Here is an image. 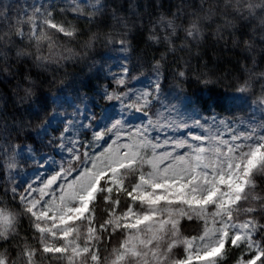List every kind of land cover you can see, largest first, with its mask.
Returning <instances> with one entry per match:
<instances>
[{
  "label": "snow or ice",
  "instance_id": "1",
  "mask_svg": "<svg viewBox=\"0 0 264 264\" xmlns=\"http://www.w3.org/2000/svg\"><path fill=\"white\" fill-rule=\"evenodd\" d=\"M28 8L14 11L12 5L0 0V73L6 74L0 83L12 74L9 59L13 55L16 61L31 59L45 72L49 66H55L56 71L65 61L76 60L79 54L56 39L62 34L70 42L79 34L77 23L67 20V14L71 12L76 22L99 27L108 11L103 0H49ZM57 15L65 19L57 20ZM181 15L180 7L171 18L161 14L147 40L153 44L163 40L174 53L173 37L180 27L176 20ZM216 15L209 8L205 15L190 19L183 29L185 40L201 41L202 25ZM222 18L223 26L215 33L217 40L224 39L225 29L235 35L257 19L264 29V0H225ZM111 19H118L115 10ZM124 27L127 29L126 23ZM157 28L163 30L162 37ZM128 32L115 41L126 62L132 48ZM101 38L93 33L84 47L92 48ZM104 38L107 43L114 42L109 36ZM25 41L27 45L21 46ZM239 43L237 37L233 44ZM243 43L252 56L253 43ZM185 47L182 44L181 50ZM166 61L167 53L153 60V77L140 89L129 87L131 80L142 81L130 76L133 69L121 63L120 72L113 75L119 92L105 93V99L119 102L121 118L108 115L103 121L94 114L79 119V109L71 117L54 107L49 111L50 97L37 95L35 82L26 77L31 86L24 88L19 98L20 105L27 104L22 114L40 120L36 135L41 140L48 136L49 128L59 132L48 143L66 153L67 159H62L59 170L46 180L37 176L32 182L0 188V264H37L38 259L59 264H222L230 249L241 250L236 264H264V187L257 182L264 178V72L255 78L261 92L252 101L259 120L215 113L201 118L197 114L192 127L200 131H189L190 139H181L167 135L169 130L189 125L171 119L177 108L162 87L167 78ZM252 61L255 65L254 56ZM173 75L187 80V68ZM252 88L250 78L236 91L249 93ZM237 99L224 97L230 105L225 110L237 107ZM193 103L202 104L198 99ZM206 106L203 102L202 107ZM131 118L138 123H132ZM19 127L31 125L22 121ZM82 129L91 131L87 143L80 139ZM161 132L165 133L163 139ZM101 145L106 147L97 151ZM16 166L14 159L9 161V170ZM101 203L104 217L97 220L96 209ZM182 221L195 222L199 230L195 235L183 234ZM25 223L37 246L28 242L26 233L21 235ZM113 242L111 251L102 255ZM6 245L16 248L15 258ZM178 250L182 251L178 254Z\"/></svg>",
  "mask_w": 264,
  "mask_h": 264
},
{
  "label": "trees",
  "instance_id": "2",
  "mask_svg": "<svg viewBox=\"0 0 264 264\" xmlns=\"http://www.w3.org/2000/svg\"><path fill=\"white\" fill-rule=\"evenodd\" d=\"M4 4L12 5L14 11L21 7L22 0H2ZM30 2V0H29ZM107 6V14L104 17V23L99 27L88 25L85 21L76 22L73 20V14H67V20L77 23L79 34L74 40H69L59 34L56 39L58 44L74 49L78 58L74 61H65V66L53 71L55 66H49L47 72L34 66L31 59L16 61L14 55L10 57L12 74L7 76L5 82L0 83V188L7 186L4 180L6 153L8 147L12 144H30L35 148L47 149L51 147L48 141L49 137L36 135L37 126L40 123L38 119H30L22 114V109L27 104H19V98L23 96V89L30 87V77L36 84V93L47 94L49 97L55 93L60 86L67 85L78 93H84L92 109V114L99 120L105 114L106 108L116 100L109 101L105 99V93L119 92L120 88L115 84L113 77H108L97 68L98 62L102 59L103 53L110 46L117 44L121 36L128 32V38L131 40L132 48L128 55L130 60L127 64L133 71L130 76L139 77L142 83L131 80L129 87L138 84L148 86V77H153L152 63L154 59H159L162 53H167L165 64L166 79L162 82L164 94L171 97L176 96L172 104L176 105L177 110H182L187 116V121L193 122L196 114L199 117H208L211 112H217L220 117L243 116L250 119L245 113V104H236L231 112L226 111L227 105L224 97L236 91L238 86L245 80L253 79V88L249 93H245L248 99L260 95V83L256 82L257 74L264 72V42L261 36L264 35V29L259 27V19L252 22L249 29L236 32L235 35H229V30L223 32L224 39L217 40L215 37L216 29L223 26L222 12L224 10L225 0H103ZM155 4H162L163 7L157 8ZM151 5V6H150ZM177 7L182 9V15L176 20L179 25L178 34L173 37L176 51L169 52L168 45L161 41L160 44H153L147 40L151 29L155 27V22L163 14L171 18ZM212 8L217 15L212 21L202 25L204 38L199 42L185 40L184 28L188 26L190 19L195 16H203L207 10ZM115 10L117 20L111 19L112 11ZM58 20L65 19L64 16L57 15ZM127 24V29L124 24ZM156 32L161 37L163 30L157 28ZM93 33H99L101 39L93 43L92 48H85V43ZM105 36L113 39V43H107ZM240 39L239 45L234 46L233 41ZM253 43L254 50L252 56L256 63L253 64L252 56L244 50V41ZM187 47L181 50V45ZM27 41L21 46H26ZM187 61V64H185ZM187 68V80L180 81L174 78V71ZM6 74L0 73V77ZM53 77L55 81L53 82ZM203 80H210L211 83L205 85ZM86 85V86H85ZM186 97L184 105L176 103L179 97ZM206 102V107L202 104L193 103L195 100ZM243 110H241V107ZM52 104L48 109L51 111ZM91 114V115H92ZM261 117L256 118L259 120ZM30 124L31 127H19L21 122ZM58 136V132H55ZM86 133V134H85ZM81 141L87 143L92 139L91 131H81ZM258 185L264 187V178H258ZM97 220L104 217V205L98 204L96 209ZM27 224L21 229V235L25 233L28 242L37 246L31 239V232L26 231ZM182 232L185 235H195L199 230L195 222L182 221ZM113 244H109L102 255H107L111 251ZM9 255L16 257V248L8 246ZM3 249H0L2 251ZM179 251L178 250V254ZM241 250L230 249L228 255L224 258L222 264H236ZM37 264H59V262L49 259L37 260Z\"/></svg>",
  "mask_w": 264,
  "mask_h": 264
},
{
  "label": "rangeland",
  "instance_id": "3",
  "mask_svg": "<svg viewBox=\"0 0 264 264\" xmlns=\"http://www.w3.org/2000/svg\"><path fill=\"white\" fill-rule=\"evenodd\" d=\"M49 0H22L21 7L22 8H28V5L30 4H39V3H48ZM86 2V0H84ZM29 11H31L30 8H28ZM71 13V12H70ZM72 14V13H71ZM58 20V19H57ZM120 45L114 44L110 46L108 50H106L103 53L102 59L98 62L97 68L102 71V73L108 77H113L114 74H118L120 72V65L121 63H127L123 60L124 53H121L119 51ZM152 77H148L151 79ZM136 89H140L143 87H146L144 84H138L133 86ZM235 96L238 99L236 100V104H245V113L252 118H259V110H257L255 113L252 111L253 104L252 101L257 97H253L252 99H248L245 95V93H238L237 91L230 93L228 97ZM259 96V95H258ZM176 96H173L170 98V101H173ZM50 99L52 101V107L56 108L58 112L65 113L68 117H71L74 112H76L77 109L80 110V116L79 119H83V115H89L92 114V109L89 103V98L84 93H78L74 91L71 87L67 85H62L59 87V89L53 93L50 96ZM185 101H188L186 97H179L176 99V103L180 102L182 105H184ZM217 114V112H211L208 117H210L212 114ZM111 115L113 119H120L121 113H120V104L118 101H114L112 104H110L105 111V114L102 118H100L98 121H103V118L105 116ZM218 115V114H217ZM199 116V115H198ZM219 116V115H218ZM197 118V114L195 115L194 119ZM171 119H176L177 121L183 120L186 121L189 125V128H180L179 130H169L167 132L168 136H173L176 138H189L188 133L191 131L193 134L199 132V129H195L192 127L193 122L187 121V116H185V113L182 110H177L176 113L173 114ZM132 123H138V120L135 118H131ZM83 123L87 124V120H83ZM55 127V125H53ZM62 127V126H61ZM86 129H82L81 131H84ZM37 133V130H36ZM155 135V133L153 134ZM165 133L161 132L160 136L161 139L164 138ZM59 136V132H58ZM55 132L49 128V134L46 137H49L50 139L52 137H58ZM81 139V136H80ZM111 141H109L110 143ZM24 148V152H20L21 148ZM31 147L33 149V152L29 153L27 151V148ZM102 147H106V145H101L100 148H97V151L102 150ZM83 151V149L81 150ZM183 151V150H181ZM15 160L16 162V168H13L9 170L8 163L10 160ZM62 159L66 161L67 154L61 152L58 148H56L54 145H51V147H48L47 149H40L35 148L33 145L30 144H12L7 149L6 153V164H5V174H4V180L7 184V186H11L12 184H21L22 181H28L32 182L37 176H40L42 179L46 180L47 178L54 175L58 170L59 166L62 163ZM26 186V185H24ZM21 190H23L21 188ZM247 255V253H244ZM242 253L240 254V256ZM239 256V257H240ZM238 257V258H239ZM259 264V262H257Z\"/></svg>",
  "mask_w": 264,
  "mask_h": 264
}]
</instances>
